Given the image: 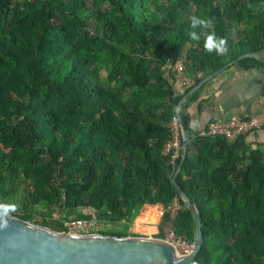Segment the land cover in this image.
<instances>
[{
  "label": "trees",
  "instance_id": "1",
  "mask_svg": "<svg viewBox=\"0 0 264 264\" xmlns=\"http://www.w3.org/2000/svg\"><path fill=\"white\" fill-rule=\"evenodd\" d=\"M263 47L264 0H0V206L58 231L95 218L122 237L143 204L176 197L156 237L169 224L194 243L175 182L201 220L197 261L264 264V151L199 137L195 97L183 102L191 89L176 92L166 66L184 62L200 84ZM176 115L188 145L178 171L181 156L162 153ZM38 206L60 217L39 219Z\"/></svg>",
  "mask_w": 264,
  "mask_h": 264
},
{
  "label": "water",
  "instance_id": "2",
  "mask_svg": "<svg viewBox=\"0 0 264 264\" xmlns=\"http://www.w3.org/2000/svg\"><path fill=\"white\" fill-rule=\"evenodd\" d=\"M183 142L177 171L187 156L185 129ZM171 179L174 182L175 175ZM174 184L197 221V235L190 253H181L171 242L154 236L56 231L0 206V264H204L196 260L203 243L200 217L189 196Z\"/></svg>",
  "mask_w": 264,
  "mask_h": 264
},
{
  "label": "crops",
  "instance_id": "3",
  "mask_svg": "<svg viewBox=\"0 0 264 264\" xmlns=\"http://www.w3.org/2000/svg\"><path fill=\"white\" fill-rule=\"evenodd\" d=\"M167 72L173 75L171 70ZM212 75L200 84L197 83L204 78L203 73L194 77L188 75L192 82L188 90H195L190 95L195 98L186 110L191 127L203 129L211 121L233 116L256 117L261 121V127L244 138L252 149L264 151V47L256 54L239 58L209 79ZM175 89L176 92L183 91L178 83ZM162 208L161 204H143L133 218L130 234L155 237Z\"/></svg>",
  "mask_w": 264,
  "mask_h": 264
},
{
  "label": "built area",
  "instance_id": "4",
  "mask_svg": "<svg viewBox=\"0 0 264 264\" xmlns=\"http://www.w3.org/2000/svg\"><path fill=\"white\" fill-rule=\"evenodd\" d=\"M173 72L176 83L180 84L182 90L192 87L190 77L186 72V67L181 61L169 63L166 65ZM178 113V111L176 110ZM261 127V121L256 117H239L233 116L229 119H220L211 121L203 129H198L197 133L202 138H223L226 141L233 143ZM169 139L165 143L162 153L169 157L171 163L182 155L184 148V129L182 120L178 115L172 117L168 125ZM180 207L178 199L175 197L173 201L166 207L159 211L158 225L162 221L164 212H168L173 217ZM67 229L65 232L75 234H99L98 227L95 225V218H73L64 220ZM163 239L171 242L176 249L181 253H190L193 251V243L178 237L171 226H163Z\"/></svg>",
  "mask_w": 264,
  "mask_h": 264
},
{
  "label": "rangeland",
  "instance_id": "5",
  "mask_svg": "<svg viewBox=\"0 0 264 264\" xmlns=\"http://www.w3.org/2000/svg\"><path fill=\"white\" fill-rule=\"evenodd\" d=\"M182 62V61H181ZM182 63H184V62H182ZM185 64V63H184ZM101 76H102V80L103 81H106V76L103 74V73H101ZM14 200L15 201H17V199L16 198H12V197H10V196H8V197H5V202L6 203H12V204H14L15 205V203H14ZM35 209H36V211H38L37 212V217L40 219V215L41 216H45V217H47L48 219H56V218H59L60 217V211L59 210H55V211H53V213H52V215L50 216V213H49V211L46 209V208H44V207H42V206H38V207H35ZM140 209V208H139ZM139 209H138V211H137V213L139 212ZM82 212L83 213H86V214H89V213H92L93 211H92V209L91 208H83L82 209ZM71 219H73V218H71ZM95 225L98 227V233L99 234H103V231H105V230H111V229H115V228H118L119 227V225H114V224H112V223H110V222H105V221H99V220H97V219H95ZM162 224V223H161ZM160 225V224H159ZM167 226H170L169 224H167ZM159 228H160V226L158 227V232H159ZM163 229V228H162ZM55 230V229H54ZM56 231H58V230H56ZM147 235V234H146ZM154 236V235H153ZM155 237H156V235H155Z\"/></svg>",
  "mask_w": 264,
  "mask_h": 264
}]
</instances>
